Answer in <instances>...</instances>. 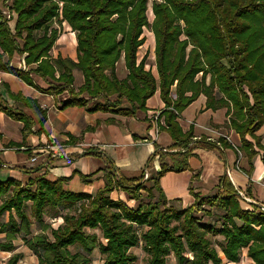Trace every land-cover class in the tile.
<instances>
[{"label":"trees","instance_id":"obj_1","mask_svg":"<svg viewBox=\"0 0 264 264\" xmlns=\"http://www.w3.org/2000/svg\"><path fill=\"white\" fill-rule=\"evenodd\" d=\"M7 1L0 0V70L31 87L34 74L48 84L45 91L52 96L67 95L61 109L92 104L91 113L134 117L146 112L147 100L158 91L164 104L157 117L163 120L159 130L173 144L165 151L155 146L148 158L145 170L156 156L159 162L148 189L141 184L145 170L139 178L129 179L107 172L104 187L94 196L64 191L63 180L50 182L44 174L25 185L13 179L0 181V235H4L0 252H12L21 236L38 264H92L94 249L104 256L102 264H136L137 257L129 250L139 245L148 256L146 264H167L169 256L176 264H222L209 239L220 236L218 248L227 262L239 263L246 249L251 264H264V212L256 205L243 208L226 174L211 196L190 188L194 202L182 210L167 206L159 184L166 173L188 170L192 126L184 132L177 120L200 95L206 98L205 109H226V126L241 143L236 151L250 161L260 150L264 158L255 134L264 123V0H151L150 24L149 0H9L8 5ZM64 23L75 33L76 62L50 55ZM146 27L153 35L156 76L146 69V54L137 60ZM15 55L30 68H13L10 61ZM121 58L127 74L118 79L116 65ZM74 70L83 79L77 90ZM0 87L11 99L35 109L41 129L45 111L11 94L5 84ZM0 112L22 124L23 140L33 132L34 123L27 115L1 101ZM196 143L208 150L232 147L224 137L217 141L200 137ZM116 189L137 206L113 201L109 195ZM140 189L146 190L147 203L141 201ZM153 190L158 194L154 201ZM59 210L62 223L53 229L45 223V214ZM197 213L212 222H202ZM34 223L39 232L27 238ZM87 230H98L104 243ZM71 247L76 251L72 253ZM20 259V254H13L6 264H18Z\"/></svg>","mask_w":264,"mask_h":264},{"label":"crops","instance_id":"obj_2","mask_svg":"<svg viewBox=\"0 0 264 264\" xmlns=\"http://www.w3.org/2000/svg\"><path fill=\"white\" fill-rule=\"evenodd\" d=\"M62 28L63 32L57 38L50 55L52 56L53 53L52 58L60 55L62 58H69L76 62L75 33L66 23L62 25ZM64 34L69 38L66 41L67 44L63 42ZM62 55H68V57ZM7 60V56L4 55L2 62ZM120 60L123 63V59ZM119 63L120 61L116 65V75L118 79H123L127 71L123 63L125 71L119 75L117 70ZM10 65L23 70L30 68L25 67L23 57L19 55H15L11 59ZM151 72L156 76L152 69ZM76 75H78L77 81ZM30 76L35 87H31L18 77L0 70V83L5 84L11 94H19L21 98L31 100L46 114V121L40 129L38 123L40 116L35 109L24 106L19 100L11 99L7 96L4 88L0 87V101L27 115L34 123L33 132L23 140L22 124L0 112V176H7V179L17 180L25 185L30 179L44 174L46 180L50 182L63 180L64 191L94 196L99 189L104 187V176L107 172L113 170L123 178H139L141 172L145 170L146 162L155 146L165 150L172 147L173 142L166 132L159 130L157 136L153 134L152 119L164 109L158 91L147 100L146 112H137L134 117L102 111L91 113L88 108L92 104L85 107L72 106L61 109L62 100L65 98L64 94L52 96L45 91L48 84L34 74H30ZM73 77V88L76 90L82 84L83 79L78 70L73 71ZM205 101V96L200 95L181 113L177 120L184 132L192 126L194 143L189 144L192 151L188 158V170L180 173H166L159 181L167 206H172L171 202H181L184 209L190 206L194 202V198L189 192L190 188L200 196L215 194L220 177L226 174L237 194L240 192L246 198L242 199L238 195L242 200L243 208H250L251 205L264 207V158H262V152L258 150V153L249 161L245 154L236 151L240 148L241 143L239 136L226 126L228 123V118L225 115L226 109L216 111L205 109ZM123 105L125 106L126 103L124 102ZM159 121L163 125V120ZM255 134L260 138V144L264 147V123ZM200 137H205L210 141H217L218 138L224 137L232 147L208 150L197 145L196 142L200 140ZM51 144L61 147L60 149H47L46 146ZM81 150H85V154L83 156L76 155L77 151ZM58 151L72 153L71 158L73 159L65 162L53 157ZM174 151L172 150V152ZM14 152L16 154L23 153L28 159L21 162ZM34 156L37 157V161L31 163L30 158ZM44 160L49 161L46 167L41 164ZM166 161L170 163L169 159ZM6 169L16 170L22 175L17 177L18 179L12 178ZM148 169L153 172L152 175L158 172L159 162L154 159ZM2 172L6 175H1ZM115 192H118V199L112 198ZM109 197L113 201H123L130 208L136 207L130 205V202H134V200H131L122 190H114ZM123 198L128 199L129 202L124 201ZM3 221L5 223L8 221L7 214L4 215ZM242 251L245 252H241V259L244 254V257L252 263L246 257V249ZM220 257L226 261L223 254Z\"/></svg>","mask_w":264,"mask_h":264},{"label":"rangeland","instance_id":"obj_3","mask_svg":"<svg viewBox=\"0 0 264 264\" xmlns=\"http://www.w3.org/2000/svg\"><path fill=\"white\" fill-rule=\"evenodd\" d=\"M151 2L152 1L149 0L148 4H147V19H148V23L149 24L152 22V19H153V15H152V12H151ZM6 4L7 5L10 4V1L8 0L6 2ZM6 11L7 10L4 8L3 12H5V14L7 15L8 13ZM14 21L15 20L10 22V26L11 27L13 26ZM62 32H63V28H61V33ZM62 37H63V42H65L64 44H67L68 42H66V41L69 40L67 35L64 34ZM142 37L144 38V43L138 49L137 60L139 61L146 54V56H147L146 69H152L153 72L155 73L154 40H153V35L150 32L149 27H146V28L143 29ZM70 46H71V44H70ZM70 49H71V47H70ZM56 50H58V49H56ZM72 50H73V48H72ZM67 52L69 53V49L67 50ZM74 53H75V50H74ZM52 56H53V53H52ZM62 56L68 57V55H62ZM22 66H23V64H22ZM117 70H118V74L119 75H121L125 71L124 68H123L122 60H120V63L118 65V69ZM77 78H78V75H76V81H77ZM76 90H77V88H76ZM63 96L67 97L66 94H64ZM112 100H114V99H112ZM162 151H165V149H162ZM14 154L18 155V157L20 158L21 162L23 160L28 159L27 156L24 155L23 153L16 154L14 152ZM155 159L158 161V156H156ZM6 170L8 172H10L9 174L12 175V176H10L12 178H17V177L22 175L20 172H17L16 170H12V169H6ZM148 171H149V169L147 170V172ZM152 173L153 172L149 171L148 178L145 179V180L143 179L141 181V184H143V186H145V188H147V189L152 185V183L150 182V178L152 176ZM1 175H6V174L2 172ZM5 179H7V176H0V180H5ZM139 192L141 194V201L143 203H147L149 201V197L147 196L146 190L140 189ZM117 193L118 192H115L114 195L112 196V198L118 199L117 198V196H118ZM152 193H153V197L154 198L153 199L150 198V200L154 201V200H156L158 194H157V192L155 190H153ZM0 200L2 201L3 198H0ZM123 200L126 201L127 203L129 202V200L126 199V198H123ZM137 204H138L137 201L130 202V205H132V206H134V205L137 206ZM171 204H172V207L175 210L184 209V208H182L183 206L181 205V202H179V203H172L171 202ZM55 212L47 211V213L45 214V218H44L45 219V223L49 224L51 226V228H53V229L57 228L62 223V220L59 217L61 211L59 210V211H55ZM63 213L64 212L62 211V214ZM196 216L201 217L202 222H212V218H207L206 216H202L201 213H197ZM31 231H32V233H31L30 237H27V238H31L32 236L38 234L39 230L37 229V225L35 223L33 224L32 228H31ZM87 232L97 234L99 241L101 243H104V240L102 239L101 234H100V232L98 230H92V231L91 230H87ZM2 238H3V235H0V240H2ZM209 239L211 240L212 245L216 248L218 254L220 256H222V254L220 253V250L218 248V245L220 243H222V238L220 236H216V237L215 236H210ZM70 251L73 253V252L76 251V249L71 247ZM129 252H131L134 255H136V257H137L136 264H146L147 263L148 256L142 250L141 245H139V246H137L135 248H131L129 250ZM243 252H245V251H242V253ZM13 254H20L21 255V259L18 262V264H38L37 256L27 248V246H26V244H25V242H24V240H23V238L21 236L18 237L17 240L14 241V250L12 252H0V264H6L7 260L9 259V257L11 255H13ZM103 258H104V256L101 255L97 249H94V251L92 252V255H91L92 264H102L103 263ZM167 264H176L175 259H174L173 256H169L168 257ZM222 264H228V263L223 260ZM238 264H251V263L244 257V254H243L242 255V259L240 260V262Z\"/></svg>","mask_w":264,"mask_h":264},{"label":"built area","instance_id":"obj_4","mask_svg":"<svg viewBox=\"0 0 264 264\" xmlns=\"http://www.w3.org/2000/svg\"><path fill=\"white\" fill-rule=\"evenodd\" d=\"M7 18H9V16H7ZM157 117L158 116H155L152 119V122H153L152 123V127H153V134H154V136H157V134L159 133V126L161 125V122L158 120ZM78 146L79 147H83L82 145H78ZM60 147L61 146H54V144H51L49 146H46L47 149L48 148L49 149H53V148L60 149ZM84 154H85V150H83V151L81 150V151H77V154L76 155L83 156ZM71 156H72V153H68V152H64V151H58L57 154L53 155V157H56L57 159L63 160L65 162L71 161L73 159V158H71ZM36 161H37V157L36 156L30 158V162L31 163H35ZM41 164L43 165V167H46V166H48L49 161L48 160H44V161H42ZM2 166L4 167L5 165H2ZM147 178H148V172H147V170H145L143 179L145 180ZM238 195L242 199H246V198H244V196H243L242 193L238 192ZM259 210L264 212V207L263 206H260L259 207Z\"/></svg>","mask_w":264,"mask_h":264}]
</instances>
